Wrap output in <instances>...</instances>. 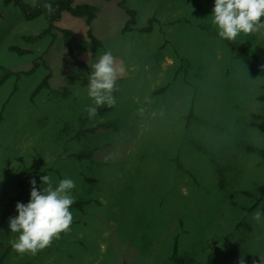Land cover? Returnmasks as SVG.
Masks as SVG:
<instances>
[{
    "label": "rangeland",
    "instance_id": "1",
    "mask_svg": "<svg viewBox=\"0 0 264 264\" xmlns=\"http://www.w3.org/2000/svg\"><path fill=\"white\" fill-rule=\"evenodd\" d=\"M119 1H74L96 8L91 30L101 47L93 53L84 18L63 13L53 36L26 43L21 37L42 32L45 20L27 21L0 0V69L40 64L0 87L2 264H175V242L192 264H264V220L252 219L264 206V162L244 149H264V133L250 126L264 115V76L250 73L264 67L251 55L264 47V28L231 40L250 51L240 56L211 23L214 0H124L136 11L133 31L124 34ZM151 18L152 31L140 33ZM61 30L74 33V54L87 70L70 59ZM106 50L122 68L115 103L89 119L87 76ZM48 72L49 88L30 100ZM84 151H92L90 160L69 156ZM215 162L225 170L222 189ZM45 174L53 186L73 179L74 202L91 203L70 209L69 230L49 246L18 253L9 217L17 202H28L31 180L46 187Z\"/></svg>",
    "mask_w": 264,
    "mask_h": 264
},
{
    "label": "clouds",
    "instance_id": "2",
    "mask_svg": "<svg viewBox=\"0 0 264 264\" xmlns=\"http://www.w3.org/2000/svg\"><path fill=\"white\" fill-rule=\"evenodd\" d=\"M211 23L216 27L217 35L229 41L242 33H255L264 28V0H214ZM90 68L86 87L91 103L86 106V112L88 118L92 119L100 106L115 103L113 93L122 68L116 65L110 50L100 54ZM40 180L46 187L40 186L38 189L36 181L31 180L28 202H17V215L8 220L10 232L17 234L10 241L11 247L18 253L35 254L49 246L61 232L69 230L72 222L70 206L74 203V180L65 177L55 186L49 175L41 176ZM252 219L257 222L264 220V210H256Z\"/></svg>",
    "mask_w": 264,
    "mask_h": 264
},
{
    "label": "trees",
    "instance_id": "3",
    "mask_svg": "<svg viewBox=\"0 0 264 264\" xmlns=\"http://www.w3.org/2000/svg\"><path fill=\"white\" fill-rule=\"evenodd\" d=\"M75 0H38V2L35 5H31L26 3L24 0H2L4 5H12L20 10L23 17L27 21L35 20L39 17H42L46 22V28L35 35L31 36H22L21 39L26 43H36L42 40L46 36H53L54 31L57 30L56 23L60 21L63 13H68L73 17L77 18H84L86 25L88 27L87 30V38L91 42V50L93 53H95L100 47L101 43L100 41L93 35L91 30V24L93 20L96 18V8L95 6L91 4H78L74 5ZM117 6L125 12L127 15V20L125 22V25L123 26L121 33H129L133 31V27L136 24V11L134 9H131L126 6L124 0H120L117 3ZM155 22L154 18H151L148 21V25L146 27H143L139 29L140 33H150L152 31L153 23ZM61 33H63L64 37V45L67 51V54L69 55L72 62L75 64V66L81 68V69H88L87 64L80 61L76 55L74 54L73 49V40L75 38L74 33L69 30H61ZM227 46L232 54L235 55H249L250 51L245 47L242 43L236 42V41H227ZM10 50L12 52H15L19 55L29 54V51H25L22 49H19L17 47H11ZM252 58L256 62H262L264 63V47L262 46H256L253 51L251 52ZM45 65V64H44ZM40 66V64L37 61L33 62V66L28 71H21V72H14L6 68H1L0 71V87L3 85L9 78L15 77L16 82L21 79L22 76L30 75L35 72V70ZM46 66V65H45ZM48 69V67L46 66ZM250 73L255 76H264V67H253L250 70ZM51 78V73L48 72L45 77L42 79V81L36 86V88L33 90L30 96V100H32L41 90L48 89L49 88V80ZM15 90H13L14 92ZM259 101L264 102V86L262 87V94L258 97ZM254 121L250 123V126L257 129L258 131L264 133V115H258L253 116ZM83 130V129H81ZM87 132H94V129H85ZM84 131V130H83ZM245 151L247 153H254L257 154L262 161L264 162V149H258L253 146H245ZM70 157L76 159L77 161L82 160H90L92 157V151H84L81 153H74L70 154ZM214 169L218 176L219 182V188L222 189L225 186V170L222 166L214 163ZM23 186V183L21 184ZM259 193L261 196H264V183L259 187ZM91 203L89 200H81L74 202L71 206V208L75 209H82L83 206H87ZM264 210V206H263ZM6 217V210L0 214V226L3 225ZM249 229V226H247ZM5 254H0V264H2V260L4 258ZM170 260L174 262L175 264H192V261L186 260L183 257L178 256L177 251V242L174 243L173 251L170 256Z\"/></svg>",
    "mask_w": 264,
    "mask_h": 264
}]
</instances>
